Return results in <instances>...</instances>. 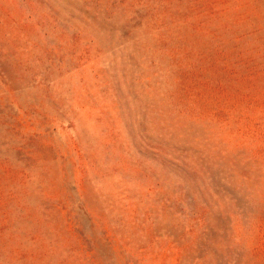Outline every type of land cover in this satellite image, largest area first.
Returning <instances> with one entry per match:
<instances>
[{"label":"rangeland","instance_id":"374dc122","mask_svg":"<svg viewBox=\"0 0 264 264\" xmlns=\"http://www.w3.org/2000/svg\"><path fill=\"white\" fill-rule=\"evenodd\" d=\"M0 264H264V0H0Z\"/></svg>","mask_w":264,"mask_h":264}]
</instances>
